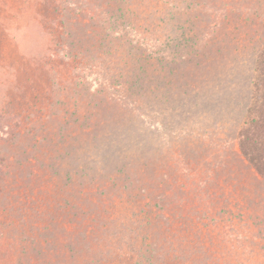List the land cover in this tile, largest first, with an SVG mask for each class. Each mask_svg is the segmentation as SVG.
Returning <instances> with one entry per match:
<instances>
[{"label":"rangeland","instance_id":"rangeland-1","mask_svg":"<svg viewBox=\"0 0 264 264\" xmlns=\"http://www.w3.org/2000/svg\"><path fill=\"white\" fill-rule=\"evenodd\" d=\"M263 48L264 0H0V264H264Z\"/></svg>","mask_w":264,"mask_h":264},{"label":"trees","instance_id":"trees-1","mask_svg":"<svg viewBox=\"0 0 264 264\" xmlns=\"http://www.w3.org/2000/svg\"><path fill=\"white\" fill-rule=\"evenodd\" d=\"M237 143L243 158L264 178V48L258 56L251 100Z\"/></svg>","mask_w":264,"mask_h":264}]
</instances>
